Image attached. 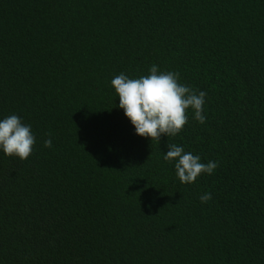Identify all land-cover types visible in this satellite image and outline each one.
I'll return each instance as SVG.
<instances>
[{
  "label": "trees",
  "instance_id": "obj_1",
  "mask_svg": "<svg viewBox=\"0 0 264 264\" xmlns=\"http://www.w3.org/2000/svg\"><path fill=\"white\" fill-rule=\"evenodd\" d=\"M153 64L204 124L136 135L111 80ZM11 114L36 143L0 152V264H264V0H0ZM168 144L218 167L181 183Z\"/></svg>",
  "mask_w": 264,
  "mask_h": 264
},
{
  "label": "clouds",
  "instance_id": "obj_2",
  "mask_svg": "<svg viewBox=\"0 0 264 264\" xmlns=\"http://www.w3.org/2000/svg\"><path fill=\"white\" fill-rule=\"evenodd\" d=\"M111 85L119 98L118 107L140 137L152 141L160 140L162 136H176L188 122L189 109L198 123L206 121V93L180 83L177 72L160 71L153 64L148 75L130 78L120 73L112 78ZM35 143L31 125L24 123L21 117L11 114L0 118V152L4 155L26 160ZM43 143L44 147L52 146L50 138ZM167 148L163 159L174 165L181 183L192 184L201 175H212L218 167L217 161L204 163L199 155L185 151L182 146L168 144ZM199 199L202 204L207 203L212 199L211 193H204Z\"/></svg>",
  "mask_w": 264,
  "mask_h": 264
}]
</instances>
